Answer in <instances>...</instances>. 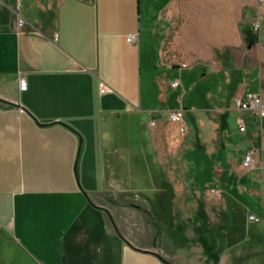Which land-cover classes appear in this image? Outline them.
<instances>
[{
  "label": "crops",
  "instance_id": "1",
  "mask_svg": "<svg viewBox=\"0 0 264 264\" xmlns=\"http://www.w3.org/2000/svg\"><path fill=\"white\" fill-rule=\"evenodd\" d=\"M157 3L0 0V264H264V119L257 131L248 117L241 141L229 131L235 98L264 101V29L253 30L264 3L246 0L236 16L228 0ZM199 84L227 93L201 88L185 110L178 90ZM203 174L221 189L214 218ZM190 181L198 194L181 190ZM237 196L262 200L263 231L221 243L218 214L244 209ZM176 201L194 203L200 222H166Z\"/></svg>",
  "mask_w": 264,
  "mask_h": 264
},
{
  "label": "rangeland",
  "instance_id": "2",
  "mask_svg": "<svg viewBox=\"0 0 264 264\" xmlns=\"http://www.w3.org/2000/svg\"><path fill=\"white\" fill-rule=\"evenodd\" d=\"M166 0H157V5L155 6V11H157L158 7L160 5H162ZM194 1H200L202 2L203 5V11L205 10V5L208 4L209 0H186V2H188V4H193ZM211 1V0H210ZM214 1V0H212ZM246 0H228V6H229V11L232 10L231 14H234L235 16L240 13L244 3ZM214 5V4H213ZM23 6L21 4V2H17L16 6H12L13 12L14 14L23 17V12L19 11V7ZM213 9H215L213 7ZM187 15L190 14H194V8L188 6L187 8ZM20 17V18H21ZM255 24H257L260 27V33L262 35V30L264 29V23H262L259 19L256 18ZM254 28V26H253ZM188 83H193V82H188ZM201 88H208V89H212L216 95L215 97L218 96H222L224 94L227 93V89L224 87L222 89L221 84H216L215 86H211V84H209L208 86H205V84L201 85L199 84L193 92L190 93V91H188L187 87H185L183 90L182 88H180L178 90V99H180L181 96V107L185 108V110H189L193 101V98H195V96L198 95V92L201 90ZM190 89H193V86L190 85ZM184 92V94H183ZM246 95V94H245ZM180 102V101H179ZM179 104H178V108H179ZM176 108L172 109L175 110ZM248 117H250L249 113H241L240 115L235 113L232 118L230 119V134L233 135L232 138H237L239 141L243 140V135H245L244 132H241L240 130V126H238L237 124V118H239L242 122H243V126L245 128V131L248 130V126H247V120ZM252 117V116H251ZM254 118V117H252ZM250 121H252L255 125V127L257 128L258 131V126H259V121L258 119L254 118L251 119ZM177 156V155H176ZM201 156L203 158H209L210 156L201 153ZM178 157V156H177ZM245 170V169H244ZM260 173V170H256V174ZM208 176L204 174L203 176H199L200 181L197 184V189L204 195L205 194V198L207 199L208 202V207H207V211H208V216L209 217H216L215 216V211H218V208L221 205H218L217 202L214 201V193H220L221 189L219 187H217L216 184H212L211 182L209 183L207 181ZM191 181L190 182H185L182 187L181 190L184 192L185 190L187 192H192L195 191L196 194L197 193V189L193 190L191 189ZM177 188L179 189V186H177ZM179 192V190H177ZM179 194V193H178ZM189 195V194H188ZM179 196H182V194H180ZM217 196V195H216ZM238 198V202L241 203L242 206H244V209H238L239 208V204L236 203L235 201L233 202L232 208L230 209V211H222L218 214V222L220 223V225L222 224L224 226V228L222 230L219 231V236L218 239L220 240V242L222 243V240L225 241L227 240V237L225 236L227 232H229V234H234V237L237 241H241L243 240V238L245 237L244 234H248V229H252L253 227H256L261 230V233L263 231V226L260 223L259 217L262 215V208H263V202L261 200L260 204L258 205L257 202H254L251 199H248L247 197H242V196H237ZM181 201V199H180ZM212 207H214V209H210ZM194 208L195 205L194 203L188 202L186 207L183 208L181 203L179 201H176L174 203V207L172 209V218L171 220L168 219L167 220L165 218L166 222H171V221H175V222H187L188 224L190 223H198L200 222V216L198 217V215L194 214ZM183 209V210H182ZM252 216L254 218L257 219V221H250L249 217ZM210 220H205L203 219V222H209ZM229 238V237H228ZM231 238V237H230ZM223 247H220V250H222ZM224 250V248H223Z\"/></svg>",
  "mask_w": 264,
  "mask_h": 264
},
{
  "label": "built area",
  "instance_id": "3",
  "mask_svg": "<svg viewBox=\"0 0 264 264\" xmlns=\"http://www.w3.org/2000/svg\"><path fill=\"white\" fill-rule=\"evenodd\" d=\"M260 3H264V0H259ZM17 25L21 27L23 25V21L21 19L17 20ZM254 32L258 31V25H255L253 28ZM136 38L134 36L127 37L126 41L128 43H134ZM182 69L186 68V64L180 65ZM179 85L178 81L171 82L170 86L172 88H177ZM27 82L24 77H19L17 79V89L19 93L26 92L27 90ZM100 94L105 93V88H101L99 91ZM233 105L235 110L238 113L247 112L250 114V116L258 119L259 121L264 119V101L260 94H246L242 97L235 98L233 100ZM19 112L22 113V109H19ZM167 122L174 126V131L176 133V142L179 143L181 138H184L187 133V127L185 125L184 119H183V110L175 109L167 114ZM150 126H154V122L151 121ZM241 132H244V126L240 125ZM255 152L250 150L248 151L242 158L241 161V168L245 170H251L254 168V156ZM250 221H257L256 218L250 216Z\"/></svg>",
  "mask_w": 264,
  "mask_h": 264
},
{
  "label": "trees",
  "instance_id": "4",
  "mask_svg": "<svg viewBox=\"0 0 264 264\" xmlns=\"http://www.w3.org/2000/svg\"><path fill=\"white\" fill-rule=\"evenodd\" d=\"M245 36H246V40L248 41V42H252V43H255L256 42V37H255V35L254 34H252V31L250 32V31H246L245 32Z\"/></svg>",
  "mask_w": 264,
  "mask_h": 264
}]
</instances>
